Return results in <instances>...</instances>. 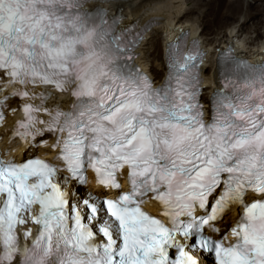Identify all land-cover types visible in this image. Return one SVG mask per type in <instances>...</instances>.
Masks as SVG:
<instances>
[{"label":"snow or ice","instance_id":"obj_1","mask_svg":"<svg viewBox=\"0 0 264 264\" xmlns=\"http://www.w3.org/2000/svg\"><path fill=\"white\" fill-rule=\"evenodd\" d=\"M86 3L0 0V121L20 101L14 140L52 135L60 152L59 166L0 158V264H198L192 249L216 264H264V65L225 81L244 90H218L208 122L203 54L175 50L168 78L154 87L128 66L144 33ZM55 92L71 95L67 109L48 106ZM89 168L117 191L84 200L82 215L60 180L86 183ZM147 199L162 204L169 225L142 209ZM237 205L240 219L221 232L216 224ZM29 223L35 232L22 230Z\"/></svg>","mask_w":264,"mask_h":264},{"label":"bare ground","instance_id":"obj_2","mask_svg":"<svg viewBox=\"0 0 264 264\" xmlns=\"http://www.w3.org/2000/svg\"><path fill=\"white\" fill-rule=\"evenodd\" d=\"M188 3V2H187ZM200 3L206 4L205 0L200 1ZM209 5V4H208ZM107 6L113 11L116 12L120 9V11L124 14V21L127 23H131L134 20L145 23L149 22L153 18H157L158 24L152 28L148 32L147 38L141 44L140 50L141 55L138 59L139 63L143 64L149 71L151 70L150 57L147 55L148 42H151L152 34L156 31V33H161L164 36V41L167 43L175 39L173 36L177 34V28L182 29H190L191 33L194 35L201 36L200 27L197 21L184 20L183 17L186 13H189L191 10L186 8V0H117L110 2ZM192 8V7H191ZM194 9V8H193ZM206 14V13H205ZM230 36L227 38L228 41L224 43L234 44L240 53L249 55L251 57L260 59L264 57V42L260 43L255 47L248 46L247 42L242 39L239 31L235 28H232L230 31ZM202 37V36H201ZM247 37V36H246ZM203 38V37H202ZM246 39V38H245ZM159 42V39L156 42V46ZM205 45L209 49V54L205 60V65L203 66V71L206 76V89H210V93L213 92L214 88L218 86L217 81L214 80L213 71L217 66L216 57L218 55V51L222 47L217 43L204 41ZM222 43V42H221ZM152 54L154 56H158L157 52H155V48H153ZM158 58V57H156ZM160 64V61H155L156 66ZM207 67V69H206ZM161 68V67H160ZM206 69V70H205ZM166 71V69H165ZM214 73L217 74L216 70ZM205 89V90H206ZM62 95H59V99H61ZM0 131L2 129L0 128ZM49 149V148H47ZM17 154L22 156V150H19ZM96 191H101L100 186L94 187ZM238 215L237 208L232 209L226 217L227 222L230 220L235 221Z\"/></svg>","mask_w":264,"mask_h":264},{"label":"rangeland","instance_id":"obj_3","mask_svg":"<svg viewBox=\"0 0 264 264\" xmlns=\"http://www.w3.org/2000/svg\"><path fill=\"white\" fill-rule=\"evenodd\" d=\"M200 1L202 0H186V8L190 7L189 9L192 10L186 13L183 19L197 21L201 26L200 35L204 41L220 43L221 46H224L230 36L229 31L235 28L250 47L264 42V0H205L206 4L200 3ZM158 39L159 42L156 46ZM147 45L151 71L161 77L165 73L164 54L166 49L162 32H153L151 42H148ZM153 48L158 56L151 53H154ZM157 60L160 61V64L154 66Z\"/></svg>","mask_w":264,"mask_h":264}]
</instances>
